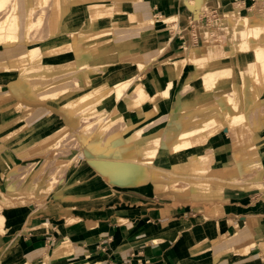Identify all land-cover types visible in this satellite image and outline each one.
I'll return each instance as SVG.
<instances>
[{
	"label": "crops",
	"instance_id": "0c3cea01",
	"mask_svg": "<svg viewBox=\"0 0 264 264\" xmlns=\"http://www.w3.org/2000/svg\"><path fill=\"white\" fill-rule=\"evenodd\" d=\"M25 1L30 11L27 24L41 21L42 25L38 33H28L30 41L32 36L39 38L35 39L42 55L39 73L60 80L57 84L68 85L72 93L79 90L86 94L72 100L63 97L52 102L50 98L38 104L24 96L3 98L16 86L17 78L12 72L0 71V105H10L0 110V162L13 161L17 154L20 159L29 157L25 144L22 149L20 145L46 136L57 121L63 119L72 126L81 111H98L85 109L88 104L102 106L104 99L112 97L114 105V87L132 78L138 79L149 96L172 83L169 97L161 102V113L149 118L152 124L147 133L170 128L171 123L176 126L184 111L224 92L236 89L239 93L236 64L243 57L250 58V51L243 54L233 42L221 38L234 24L233 18L264 16V4H260L264 0H50L49 5H41V0ZM96 9L110 13L109 18L93 21ZM8 10L9 6L6 14ZM163 18L173 20L162 24ZM148 20L152 24H146ZM113 23L117 27L114 33L94 37L99 30L111 29ZM80 32L92 36L80 43ZM68 35L75 36L68 48L54 55L43 53L51 42L58 43ZM164 44L162 54L140 71L133 57L152 53ZM27 47L0 45V62H11ZM208 51L218 56L228 52V58L220 57L213 66L232 69V76L217 84L214 93L201 89L196 67V62L207 58ZM179 60L186 62L183 67L176 65L171 77L167 64ZM100 64L105 67L96 72ZM110 74L119 80L111 87ZM66 76L77 79L79 86L65 82ZM186 86L189 90H183ZM135 98L133 93L123 96L125 100ZM17 103L34 111L29 116L28 111L25 116L18 115ZM148 110L143 106L124 111L125 123L142 121ZM19 117L23 126L12 127L17 126ZM14 132L21 141L9 140ZM251 137L246 134L238 140L226 128L217 130L197 153L211 156L212 166L219 170L216 173L228 178L226 172L237 161V152L250 143ZM253 143L260 154L263 175L264 128L253 134ZM160 152H166L162 146ZM159 153L155 161H159ZM168 157L161 156L165 160ZM60 190L59 198L41 208L29 203L11 215L8 224L5 220L0 230V264H39L65 243L72 251L52 264H264V192L259 190L225 188L212 196L205 194L206 198L197 193H161L149 182L131 184L130 172L122 162L86 159L69 174ZM29 211L32 214H27Z\"/></svg>",
	"mask_w": 264,
	"mask_h": 264
},
{
	"label": "bare ground",
	"instance_id": "6f19581e",
	"mask_svg": "<svg viewBox=\"0 0 264 264\" xmlns=\"http://www.w3.org/2000/svg\"><path fill=\"white\" fill-rule=\"evenodd\" d=\"M47 1L48 0H41L40 3L43 5ZM8 6L9 14L0 19V45H3L5 41L10 44V46L20 44L28 46L27 50L24 51L21 56L11 62H0V71L16 72V84H23L15 86L11 94L16 96L20 93L21 87H25L33 99H38L48 95H54L67 89L68 85L57 84L60 80L53 81L54 79L44 75L41 77L42 83L40 85L38 81L30 79L28 74L41 66L42 56L39 55L41 49L38 43L28 42L30 41L28 33L34 26L35 21L30 22V24L26 22L30 17V11L26 8L27 5L25 0H0V13ZM108 16H110V13L107 11L96 9L92 13V20L109 18ZM160 20L162 24H167L172 22L173 19L163 18ZM147 22L146 24H152L151 20ZM111 25V29L99 30L93 34L94 37H101L105 34L114 33V29L117 28L116 23ZM226 30H229L232 34L236 49L245 50L247 48L246 43L248 42V47L251 50L250 58L243 57V59L239 60L236 64L237 77L240 81L239 93L236 89L229 90L228 92L222 93L220 96H216L210 102L183 112L178 117L179 126L174 131H165L162 129L156 133H147L145 130L152 124V119L149 118L161 113V102L163 99L169 97V90L172 87V83L169 82L166 88L155 96H149L137 78L126 80L114 87L115 104L112 105L109 110H102L103 116L99 114L100 110L92 112L96 120L94 128L89 134L81 135L83 144L88 146V151H86L85 154L86 159L97 160L99 157L107 156L110 152L116 150L119 155L118 161L128 164L130 166L129 170L138 171L137 179L140 183L149 182L161 193L171 192L182 194L186 191L188 194L194 192L199 195H211L225 188L252 190L260 187L264 189V179H257L261 172V170H259V168L261 169V158L258 148L252 140L237 152V161L233 165V168L226 172L228 178H224L222 173H213V169L210 167L209 163L211 158L206 154H189L184 161L175 162L171 164L169 168L153 165L161 144L167 155L175 156L183 152H189L198 147L206 146L207 140L218 130L219 126L228 129L230 134L234 133L238 140H242L246 134H248V132L246 134L240 133L244 131L242 127H244L245 124L248 126L249 130L253 132L252 134L264 128V20L262 21L256 18L243 19L238 26L232 24L229 28H226ZM90 36L92 35H86V32H80L79 40L83 41L82 43H86L85 40ZM71 39L70 35L64 36L58 43L51 42L46 49L42 51L44 54L48 55L62 52L69 47ZM165 46L166 44L162 45L158 50L152 53L133 57V61L137 64L138 69L140 71L145 70L148 64H152L157 56L162 54ZM228 56V52H224L218 56L212 51H208L207 58L196 62V67L199 69L201 89L206 93H214L217 89V84L232 76V69L230 67L215 69L213 66L217 59L220 57L225 59L228 58ZM104 65L105 64H100L97 68H99V70L103 69L105 67ZM173 65V62L167 64V69L171 77L175 75V67ZM247 78H250L249 82H246ZM64 79L67 80L65 82H70L72 85L79 83L73 76H66ZM186 89H188L187 86L183 90ZM241 92L251 100L250 105L244 110H241V100L238 97ZM132 93L136 96L134 100L129 101V99H123L124 95L130 96ZM18 105L17 103L16 106ZM9 106L8 104L0 105V110L1 108H8ZM143 106H148L149 110L143 114L144 117L142 121L138 120L139 122L137 121V123L133 124L121 123L122 129L106 135L112 127L110 124L112 119L118 117L121 119L123 118L122 115L124 111L139 110L142 109ZM71 107L73 109L76 108L75 104L71 105ZM17 108L20 107L18 106ZM96 108L97 106L95 103L85 106V109L89 110H97ZM26 111L29 112V116L34 110L26 108ZM57 129L58 126L41 139L25 143L28 153L27 156H30L31 151H35V155H45L48 154L49 151L54 150L52 148L54 147L53 145L60 141L63 136L61 134L64 132L53 133ZM54 139H56L55 142H53ZM106 143L112 144L108 151L105 147ZM78 159L80 158L78 157ZM58 162L61 163V160H58ZM78 163L77 161L72 162L71 165L68 166L66 177V173H64V180L68 178L69 174L75 169ZM29 178L28 173L22 175L18 181L16 180L17 178L9 179L7 176L3 189L4 186H6V190L9 193L16 192ZM62 181L63 180L58 181V184H62ZM44 182L43 179L38 178L33 183L31 190H33V188L38 189V194L43 195L46 200L49 197H53L54 199L57 198L61 187H49L50 185H45L46 182ZM186 182L189 186L188 191L183 189ZM41 207L40 205L37 209ZM37 209L35 208V210ZM29 213L32 214L30 211ZM5 220V215L0 212V227L3 226ZM71 251L72 249L69 244L65 243L53 256H44L43 261L39 264H52V261L59 259L65 254L67 256Z\"/></svg>",
	"mask_w": 264,
	"mask_h": 264
},
{
	"label": "rangeland",
	"instance_id": "374dc122",
	"mask_svg": "<svg viewBox=\"0 0 264 264\" xmlns=\"http://www.w3.org/2000/svg\"><path fill=\"white\" fill-rule=\"evenodd\" d=\"M48 1H50V0H48ZM48 1L45 2L46 5H49ZM58 1H60V0H58ZM260 4L263 6L264 3L261 2ZM261 5H260V7H262ZM44 11L45 10L43 9L42 12H44ZM6 13H7V8H5L0 13V17H3L5 15H7ZM35 15H36V13H35ZM31 17H33V15ZM243 19H248V18L245 17V16L244 17H236V18L232 19V22H234V25L238 26V24ZM259 19H261L263 21L264 20V16L259 18ZM41 26H42L41 25V21H39L32 27L31 30L35 31V33H38V31H40ZM246 32H247V30H246ZM31 38H32L31 41H28V42L38 43V41H36L35 39H39V38H36V36H32ZM74 39H75V36H73L71 40H74ZM224 39H225V41H227V43H232L233 42V37H232V34L229 32V30L224 31V37L221 38V40L223 41ZM79 42L82 43L83 41L79 40ZM90 43L91 44L89 45V47H92L91 45H92L93 41H90ZM246 44H247V46H246L247 48L245 50H239V51L241 53H243V54H246L247 51H250V56H251V50L248 47V42ZM3 45H10V44H8V43H6L4 41ZM185 62H186V60L174 61L173 62L174 65L173 66L175 67L176 65H181L183 67ZM188 62L192 63L190 60H188ZM182 67L180 69H182ZM40 69H42L41 66L37 70L32 71V72H30L28 74L30 76V79L38 81L39 85L42 83L41 82V77L43 75H45L43 73H39ZM97 70H99V68H96V72H98ZM11 74L15 75V77L17 78V73L16 72H12ZM95 74H97V73H95ZM114 75L115 74H113V75L110 74V78H108L109 82H110L109 87H111L114 83L119 81L117 78L112 77ZM249 80H250V78H247L246 82H249ZM20 84H22V83L16 84V86L17 85L20 86ZM77 86H79L78 83L73 85V87H77ZM12 90L13 89H11V91ZM11 91L9 93H7V94L2 95V97L3 98H7L8 96L12 95ZM84 94H86V92H81L79 90L78 91H74L72 93L69 90V88H67V89H65V90H63V91H61L59 93L54 94V95H48V96H45L43 98L33 99L30 96L27 88L21 87L20 93L17 94L15 97H19V96L28 97V98H31L34 101V103L38 104V103L47 102V101H49L50 98H52L51 99L52 102L53 101H60V99H62L63 97L66 98L65 100H69V99L72 100V99H76L78 96H81V95H84ZM12 96H14V95H12ZM238 97L241 100V110H244L247 106L250 105L251 100L249 99L248 96L243 95V92H241L238 95ZM112 99H113L112 97L104 99L103 102L101 103L102 106H98L96 108L97 110H100L99 114L101 116H103L102 115L103 114L102 110H109L110 109V107L112 105V102H113ZM65 100H63V101H65ZM245 100H247V105L245 104ZM26 105L30 106L31 104L30 103H26ZM31 106L37 107V105H34V104H32ZM17 107L18 106L15 105V109H16V111H18V115L23 114L24 112H26V110L24 108H17ZM91 113H87L86 114V110L81 111V113L76 116L77 120L74 121V124H72V126H70L69 122H67V121H65L63 119L60 120V121H57L54 124V126L51 128L50 132L56 126H58V129L56 131H54L53 133L64 131L61 134L63 136L60 139V141H58V143L56 142V144L53 145L54 147H52V148L54 150L49 151L48 154L35 155L36 154L35 151H31L30 156L33 155L32 157L29 156V157H27L25 159H20V157H18V154H17L16 158L13 161H4V160H2L0 162V212L5 215L6 224H8V218H10L13 215L19 213V211L21 212V210L26 209V207L28 206L29 203L36 204L37 207H40V205L42 206L43 204H48L50 201L54 200L53 197H49L46 200L43 195H39L38 194V189H34L33 188V190H31V188L33 187L32 186L33 183L38 178L43 179L46 182L45 185H50L49 187H54V186L61 187L66 181V180H64V173H66V170H67L68 166L71 165L72 162H76L77 161V162L80 163V162H82L83 159H86V155L85 154H86V151H88V146H85L83 144L81 135L89 134L94 128L96 120L93 117L94 116L93 113L92 114ZM26 114H23V116H25ZM122 117L123 118H121V119H119V117L115 118V119H112V122L111 123L109 122L112 127H111L110 131L106 135H109V134H111L114 131L122 129L121 123L126 124L125 120H124V114L122 115ZM20 121H22V119L19 117L16 120V125L17 126H12V127L19 128L20 126H23L22 124H20ZM83 121H85V122H83ZM176 123H177L176 126H179L178 119H177ZM176 126L171 123L170 128L166 127L164 130L165 131H167V130L174 131L176 129ZM14 128H12V129H14ZM242 128L244 129V131L240 132V133H245L246 134L248 132V134L253 135L252 134L253 132L249 130V128H248V126H246V124ZM221 129H224V127L223 126H219L218 130H221ZM22 130H24V128ZM147 131H151V130H147ZM16 134L17 133H15L14 135L13 134L10 135V139L9 140H13L15 138H18V135H16ZM18 139L20 141L22 140L20 137ZM251 139L253 141V136L251 137ZM2 140L3 139H0V141H2ZM57 140H59V139H57ZM55 141H56V139L53 140V142H55ZM25 143H22L20 145L21 149L23 148L22 146ZM111 146H112V144H107L106 143L105 144L106 150L108 151V149ZM161 146H162V144H161ZM199 150H201V148L193 149V150H191L189 152H183V153L177 154L175 156H170V157L166 158V160L162 159L161 156L165 155L167 157V153L165 152V154H163V152H160L159 153V156H160L159 157V161L158 160L155 161L153 165L160 166V167H167L172 162L184 161L187 158L186 155H189V153H192L194 155H198V154L200 155V153H197V151H199ZM104 152H106V151H104ZM204 154H206V153L205 152L201 153V155H204ZM118 156L119 155H118L117 151L113 150L107 156L99 157L97 160H104V161H108V162H113V161L114 162L115 161L116 162H120V161H118L119 160ZM78 157L80 159H78ZM58 160L59 161L61 160V163H59ZM86 160H88V159H86ZM163 162H166V164L162 165ZM122 163L126 164L124 162H122ZM209 163L211 164V167L213 168V170H212L213 173L219 171L218 169H216V167L212 166L213 165L212 157H211V161H209ZM129 167L130 166L128 164H126L127 170L131 171V170H129ZM259 170H261V169L259 168ZM27 173L29 174L30 178L26 180V183L18 191L9 193L6 190L7 189L6 186H4V189H3V185H5V181L7 180V176L9 177V179H16L17 178L16 180L18 181V180H20L22 175L27 174ZM137 173H138L137 170H132L130 172V174H131L130 175V178H131L130 179V183L131 184H140L139 180L137 179ZM59 176H60V179H59ZM66 176H67V173H66L65 177ZM257 179H264V174L262 175V173L260 172L259 173V177ZM61 180H63L62 184H58V181H61ZM19 183H21V182H19ZM188 187L189 186H188V184L186 182V184H184V188L183 189H186L188 191ZM252 190H259L260 192H264V189L260 188V187L252 189ZM192 193H194V192H191L189 194H192ZM194 194H196V193H194ZM198 196L205 197V198L208 197L207 195H198ZM210 196H212V195H210ZM59 197H60V192H59L57 198H59ZM19 206H23V207L21 209H18ZM27 214H30V213L27 212ZM2 227H0V230L2 229ZM22 264H26V263H22Z\"/></svg>",
	"mask_w": 264,
	"mask_h": 264
},
{
	"label": "built area",
	"instance_id": "2783aa9c",
	"mask_svg": "<svg viewBox=\"0 0 264 264\" xmlns=\"http://www.w3.org/2000/svg\"><path fill=\"white\" fill-rule=\"evenodd\" d=\"M193 20H190L189 23L191 24Z\"/></svg>",
	"mask_w": 264,
	"mask_h": 264
},
{
	"label": "water",
	"instance_id": "95a60500",
	"mask_svg": "<svg viewBox=\"0 0 264 264\" xmlns=\"http://www.w3.org/2000/svg\"><path fill=\"white\" fill-rule=\"evenodd\" d=\"M225 131V130H224Z\"/></svg>",
	"mask_w": 264,
	"mask_h": 264
}]
</instances>
